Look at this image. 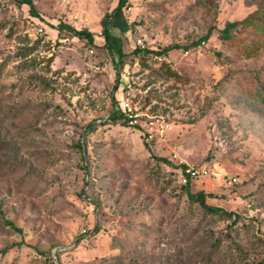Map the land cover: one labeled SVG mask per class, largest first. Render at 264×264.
I'll use <instances>...</instances> for the list:
<instances>
[{
	"label": "rangeland",
	"instance_id": "obj_1",
	"mask_svg": "<svg viewBox=\"0 0 264 264\" xmlns=\"http://www.w3.org/2000/svg\"><path fill=\"white\" fill-rule=\"evenodd\" d=\"M31 1L0 0V264H264V33L218 36L264 0H126L120 58L116 0Z\"/></svg>",
	"mask_w": 264,
	"mask_h": 264
},
{
	"label": "trees",
	"instance_id": "obj_2",
	"mask_svg": "<svg viewBox=\"0 0 264 264\" xmlns=\"http://www.w3.org/2000/svg\"><path fill=\"white\" fill-rule=\"evenodd\" d=\"M20 1L27 3L30 8H32L33 6L31 0H20ZM125 2L126 0H116L112 8L108 12H106L100 19V26H101L100 34H102L103 37V45L109 51L111 56L116 58H120L123 54L122 39L120 34L123 33L128 28V24L124 19V17L122 16V12H121V8ZM239 25L253 27L264 33V6L253 8L250 11H248L246 14L241 16L240 18L231 19L224 22V24L220 28H218L219 38L223 40L230 39L232 36V32L235 29H237ZM111 26H115L118 29L119 33L118 34L112 33L110 31ZM56 28L59 31L60 30L65 31L69 35H74L80 39H85L87 42H92V33L90 30H88L85 27L75 28L68 23L59 21L56 24ZM205 35L206 34H203L201 37L204 38ZM198 42L199 39H195L191 41L189 44L183 45L182 47L187 48L197 44ZM165 49L166 47L162 48L161 51H165ZM134 51H139V49L134 48ZM144 51L147 52L149 51L153 53L161 52L159 50L153 51L147 48H144ZM169 73L173 74L174 72L170 70ZM119 118L121 119L122 122H126V117L123 115L122 111L119 108L115 107V105L110 109V112L107 113V116L105 117V119H108L109 121H115L116 119ZM180 165L181 166L178 169L179 179H180L181 167L184 166L183 164ZM189 179L190 178H186L185 181H180L188 199L196 201L200 205V207L206 211L214 212L219 215H224L225 217H228L233 213L232 211L225 210L219 206L207 204L204 201L205 193L202 190H196V191L189 190L188 188ZM208 196H211V194H208ZM1 215L2 214L0 212V216ZM233 217H234L233 219H235L237 217V214L233 213ZM2 220L12 229L18 232L20 231V227L14 225L11 220L4 217L2 218ZM45 264H54V262L50 258H47Z\"/></svg>",
	"mask_w": 264,
	"mask_h": 264
},
{
	"label": "built area",
	"instance_id": "obj_3",
	"mask_svg": "<svg viewBox=\"0 0 264 264\" xmlns=\"http://www.w3.org/2000/svg\"><path fill=\"white\" fill-rule=\"evenodd\" d=\"M115 107L119 108L122 111L123 115L126 117V122L128 124L134 125L137 123L135 114L129 111V107L126 106V102L115 105ZM204 173L205 170L203 168H193L192 166L184 165L181 167L180 180L185 181L186 178H193Z\"/></svg>",
	"mask_w": 264,
	"mask_h": 264
}]
</instances>
